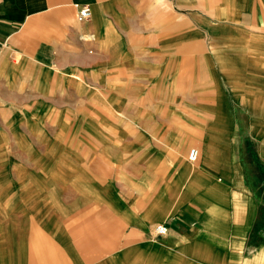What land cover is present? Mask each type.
<instances>
[{"label":"crops","instance_id":"crops-1","mask_svg":"<svg viewBox=\"0 0 264 264\" xmlns=\"http://www.w3.org/2000/svg\"><path fill=\"white\" fill-rule=\"evenodd\" d=\"M0 264H264V0H0Z\"/></svg>","mask_w":264,"mask_h":264},{"label":"built area","instance_id":"built-area-1","mask_svg":"<svg viewBox=\"0 0 264 264\" xmlns=\"http://www.w3.org/2000/svg\"><path fill=\"white\" fill-rule=\"evenodd\" d=\"M79 17L82 20L89 19L91 17V9H90V7L85 6V7L81 8V10L79 12ZM198 155H199L198 150L197 149H192L189 152L188 159L191 162H196L198 160ZM168 231H169V229H168L167 225H165V224H159L154 229V232H155L157 237L166 236L168 234Z\"/></svg>","mask_w":264,"mask_h":264},{"label":"rangeland","instance_id":"rangeland-1","mask_svg":"<svg viewBox=\"0 0 264 264\" xmlns=\"http://www.w3.org/2000/svg\"><path fill=\"white\" fill-rule=\"evenodd\" d=\"M192 149H196V148H191L190 150H192ZM7 168L10 169V173H8L9 174L8 178L13 180V178H14V174H13V160H10V163L7 165Z\"/></svg>","mask_w":264,"mask_h":264}]
</instances>
